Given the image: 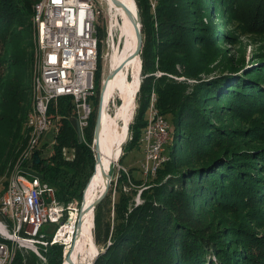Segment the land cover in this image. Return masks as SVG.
Instances as JSON below:
<instances>
[{
    "label": "trees",
    "instance_id": "obj_1",
    "mask_svg": "<svg viewBox=\"0 0 264 264\" xmlns=\"http://www.w3.org/2000/svg\"><path fill=\"white\" fill-rule=\"evenodd\" d=\"M134 1L143 47L126 145L141 148L154 94L156 108L172 130L168 160L146 182L133 180L137 188L115 202L111 183L94 209L92 243H82L75 261L90 264L83 257L92 245L100 250L93 264H264V140L259 142L264 139V122L250 129L216 125L231 115L245 123L252 115L264 114V92L251 80L209 77L214 74L210 65L216 42L232 40L216 31L215 12L225 21L226 14L239 11L237 21L244 33L264 35V0H156L154 10L148 0ZM37 2L0 0V178L8 179L28 143L26 119L35 75L31 22ZM98 39L100 51L99 33ZM8 54L12 59L7 60ZM96 72V98L93 94L89 99L91 114L83 135L72 98L58 99L49 107L53 131L40 143V161L28 164L64 207L81 203L94 170L92 142L101 91ZM157 73L161 75L156 77ZM104 127L102 117L100 142ZM238 139L263 145L243 146ZM139 188L141 203L136 205ZM68 217L64 214L61 223ZM5 220L0 212V221ZM59 226L45 225L41 230L47 245L38 253L44 261L20 248L11 264H63L65 245L51 244Z\"/></svg>",
    "mask_w": 264,
    "mask_h": 264
},
{
    "label": "built area",
    "instance_id": "obj_2",
    "mask_svg": "<svg viewBox=\"0 0 264 264\" xmlns=\"http://www.w3.org/2000/svg\"><path fill=\"white\" fill-rule=\"evenodd\" d=\"M156 0H148L154 10ZM32 25L39 63L32 80V107L26 119L29 137L21 162L18 161L0 197V212L6 218L0 225L7 237L0 235V264H11L6 241H12L41 257L39 249L47 245L41 233L45 225H60L64 207L55 198L54 190L33 174L28 164L34 161L40 143L52 127L49 117L51 103L60 98H72L78 119V129L88 125L91 114L89 99L95 90L99 39L96 16L91 0H39L34 7ZM109 37H112L110 30ZM161 73H157L159 77ZM156 96L150 97L147 125L141 136L144 153L142 171L153 174L168 158L163 155L170 136L167 123L154 106ZM24 162V164H22ZM70 207V206H69ZM72 208V207H70ZM69 212L67 222L71 219Z\"/></svg>",
    "mask_w": 264,
    "mask_h": 264
},
{
    "label": "rangeland",
    "instance_id": "obj_3",
    "mask_svg": "<svg viewBox=\"0 0 264 264\" xmlns=\"http://www.w3.org/2000/svg\"><path fill=\"white\" fill-rule=\"evenodd\" d=\"M91 2L96 16L95 26L97 27L99 37L101 38V45H100L99 58H98L99 60L97 63L96 73L99 75V84L101 86L100 88H102V85L108 76L109 70H111V65H110L111 57L114 51L119 47V43H120L119 26L121 21L117 16L116 14L117 11H115V8L113 7V4L111 3L110 0H91ZM214 10L216 11V8ZM237 14L238 15L240 14L239 11L235 13L226 14L224 18L225 21H223L221 20L222 15L221 14L219 15L217 12H215V19H213L212 21L215 24L216 31L227 33V35L230 36L232 40L228 41V39L222 38L216 42L215 47L213 49L214 58L212 59L213 61H211V65H210V68L213 69L212 72H214V74H212L211 77L221 76L228 79L239 78V80L242 79L243 81L251 80L249 83H251L254 87H256V89L264 92V72L260 71L261 68L264 66V35H260L257 33H252L247 35L246 33H244L245 29L243 25L240 24V22L238 23L237 21L238 20ZM110 30L112 33V37H109ZM122 43L123 41L121 42L120 47ZM34 52H35L33 54L34 72L36 73L40 58L39 57L40 54H38L36 46L34 47ZM210 55H212V53ZM11 56H12L11 54H8V56L6 57L7 60L12 59ZM139 63L141 67L140 59H139ZM136 67H137L136 64L127 61L122 70V72H124L126 79H128L129 82L133 80V75L137 72ZM140 71L141 69L138 71V76L140 74ZM204 76L206 75H202L203 78H205ZM108 96L111 97L109 98V105L107 107L108 108L107 112L110 114V116L111 115L115 116L116 112L123 104L124 97L121 94V92L117 89L113 90V92L110 93ZM93 97L96 98V92ZM98 104H97V108L99 106ZM133 112L129 120V122H131L130 125L133 122L135 110ZM118 122L120 123V125L124 124L121 118H119ZM212 122L213 124L216 123L213 120ZM260 122H264V114L252 115L248 117L245 123L243 122L242 119H240V117L231 115L226 119L220 120L219 122L216 123V125L223 128L235 129V128L244 127V129H250L253 127L254 124H258ZM52 131L53 129H50L48 135ZM243 140L244 139H240V140L238 139V144L239 145L249 144L250 147L257 146L256 144L263 145V143H258L253 140L252 141L251 140L243 141ZM263 140L264 139H260L259 142ZM124 147H125V151L123 152V150L120 149L116 154V156L114 157V158H118L119 161H117L116 163L118 165L117 167H115L114 175L111 181V183H113V189H114L111 195L112 202L117 201L122 193H129L130 189L137 188L134 187L133 180H139V182L147 181V179L142 174L143 171L141 169L142 164L144 163V154L141 148L136 147L134 149H128L126 144L123 146V148ZM121 155L123 156L122 160H120ZM8 179L7 177L0 178V194L4 188V184L8 181ZM105 184H106V179H104V181L97 187L98 193H100L105 188ZM139 190H137L138 193L134 197V203H136V205L141 202L140 197L138 200ZM80 205L81 203L80 204L74 203V207L72 208L63 206L64 214L67 213V215L69 216V212H71L73 209L77 210L80 207ZM226 217L231 218L230 219L231 221H233L234 218H236L233 216L225 215V218ZM225 218L223 217L221 218V220L223 221ZM0 239L4 240L1 237ZM6 242L8 244L9 253L12 256H14L16 250L22 248L12 241H6ZM87 242H89L90 244L92 243L90 235H88ZM43 248H46V246H44ZM25 250L30 251L29 249H25ZM98 250H99L98 248L95 249L92 245L89 246L87 252L83 257L84 261L91 262L93 256L96 254ZM40 258L43 259L44 261V258L42 257Z\"/></svg>",
    "mask_w": 264,
    "mask_h": 264
},
{
    "label": "bare ground",
    "instance_id": "obj_4",
    "mask_svg": "<svg viewBox=\"0 0 264 264\" xmlns=\"http://www.w3.org/2000/svg\"><path fill=\"white\" fill-rule=\"evenodd\" d=\"M111 1V0H110ZM126 5L130 7V9L133 11V0H123ZM113 4V2L111 1ZM113 7L115 8V11L117 16L119 17L121 23L119 26V47L121 42L123 41L121 47L117 48L112 57H111V69L115 70L119 65H122L123 62L130 61L137 65L136 67V73L133 75V80L131 82L126 79L124 72H122L123 68L112 78L107 82L106 89L103 94V102H102V117L104 119L105 123V129H104V136L101 141V151L105 154L102 158V166L97 165L96 167V174L93 177L91 183L89 184L84 198V208H89L93 202L99 198V195H101L102 191L98 193L97 187L104 181L105 174H107L108 169L110 165L112 164V160L120 150V148L125 144V141L127 140V125L130 123V117L133 112L134 108V100L133 96H135V86L138 76V71L141 69L139 58H135V60H130V56L132 52L134 51L135 47V39H134V31L130 23V18L128 15L124 12L122 8H118L113 4ZM140 67V68H139ZM119 90L121 94L123 95V104L116 112L115 116H110V114L107 112L106 106H105V98L113 92V90ZM119 118L122 119L123 125H120L118 122ZM104 170V172H103ZM76 213L72 212L71 219L69 222H66L64 225H62L61 229L59 230L57 234V240L64 241L66 245V251L67 247L72 242V237L76 232V226H75V220H76ZM92 221H93V212H88L86 215H84L82 219V226L80 230V235L78 234L77 243H76V252L74 253L73 257L74 260L77 256L78 250L81 247L82 243L88 239V235L91 236V227H92ZM0 235L7 237L8 235L5 234L3 231L1 225H0ZM63 264H68L65 262Z\"/></svg>",
    "mask_w": 264,
    "mask_h": 264
},
{
    "label": "water",
    "instance_id": "obj_5",
    "mask_svg": "<svg viewBox=\"0 0 264 264\" xmlns=\"http://www.w3.org/2000/svg\"><path fill=\"white\" fill-rule=\"evenodd\" d=\"M111 1L113 2V4L116 7L122 8L124 10V12L130 18V23H131V26H132L133 31H134V39H135V47H134V51L132 52V54L130 56V60H133V59L135 60V58H139L140 59V54H141L142 47H143V36H142V31H141L142 25H141V16H140L139 11H137L138 9H137L135 3L132 4L133 7H134V10L132 11L130 9V7L125 4V2L123 0H111ZM140 62H141V60H140ZM125 64L126 63L123 62L122 65H119L115 70H112V69L109 70L108 76H107L105 82L102 85L101 91H99L100 92L99 104H98L99 106H98L97 117H96L97 119H96L95 127H94V131L95 132H93V142H92V151L94 153V161H95L94 170H93L92 176L90 177L87 185L84 188L83 195H82V200H81V205H80V207L76 211L77 212L76 213V216L77 217H76V220H75L76 232H75V234L72 237L71 244L67 247V251L66 250L64 251L65 253H64L63 263H64V260H65V262L68 263V264H77V262L74 260L73 255L76 252L75 251L76 250V243H77V239L76 238L78 237V234L80 235L79 232H80L81 226H82V222L81 221H82L84 215H86L90 211L93 212V219H94V209L106 197V195H107V193L109 191V188H110V183H111L112 178H113V175H114L115 167H117V165H118L116 163H117V161H119V159L118 158H114V160H112V164L110 165V167L108 169L107 174H105V172L103 170L104 175H105V179H106L105 188L103 189L101 195H99V198H97L89 208H84L83 205H84V198H85L86 190H87L89 184L91 183L93 177L96 174V167H97V165H101L102 166V161H101L102 158L101 157H103L105 155L101 151V147H100V145H101V142H100V138H101V128H102V102H103V94H104V92H106L105 89H106L107 82L110 79H112L125 66ZM211 76H212V74L209 77H211ZM134 103H135V100H134ZM154 103H156V102H154ZM149 106H150V104H149ZM149 106H148V108H149ZM154 106L156 108V105L155 104H154ZM134 110H135V105H134L133 111ZM156 110H157V108H156ZM158 113H159V111H158ZM162 117L164 118V115H162ZM147 119H148V111H147V114H146V125H147ZM164 120L167 123V125L169 127V131H170L169 139H168V141H166L167 143L164 146L163 155L165 156V154H166V147L170 143L169 141H171L172 130H171V127L169 126V124H168V122L166 121L165 118H164ZM130 123L127 125V140L125 141V144L128 141V139H129V127H130ZM146 125H145V127H146ZM142 133H143V131H142ZM140 142H141V139H140ZM125 144H123V146ZM123 146H122V148H123ZM141 150L143 151L142 144H141ZM166 157H167V155H166ZM39 161L40 160H39L38 153H35L34 154V163L35 164H38ZM159 168H156V171L153 174H144V173H142V174L144 175V177L146 179H148L149 177L150 178L151 177H154L156 175L157 170ZM141 192L142 191L140 190L139 191V194H138V200H139V197H140V193ZM140 203H138V204H140ZM65 249H66V245H65ZM98 251L93 256L90 264H93L95 258L98 256V253H99Z\"/></svg>",
    "mask_w": 264,
    "mask_h": 264
}]
</instances>
